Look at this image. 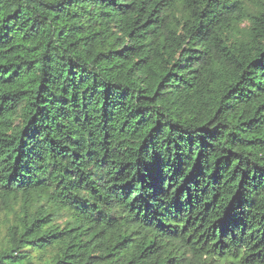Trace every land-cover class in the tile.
Returning a JSON list of instances; mask_svg holds the SVG:
<instances>
[{"label":"trees","instance_id":"trees-1","mask_svg":"<svg viewBox=\"0 0 264 264\" xmlns=\"http://www.w3.org/2000/svg\"><path fill=\"white\" fill-rule=\"evenodd\" d=\"M0 264H264V0H0Z\"/></svg>","mask_w":264,"mask_h":264}]
</instances>
